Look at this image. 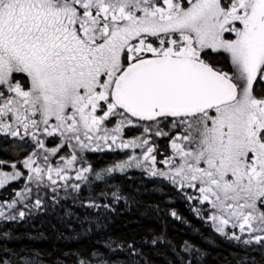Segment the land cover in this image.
<instances>
[{"label":"snow or ice","instance_id":"obj_1","mask_svg":"<svg viewBox=\"0 0 264 264\" xmlns=\"http://www.w3.org/2000/svg\"><path fill=\"white\" fill-rule=\"evenodd\" d=\"M105 152L124 158L89 155ZM0 189L14 193L0 220L59 205L69 229L59 237L78 243L149 192L160 197L145 215L186 222L174 192L244 250L235 264H264V0H0ZM20 238L0 232V264H44L35 249L7 247ZM146 245H166L169 264L206 255L150 226L63 255L120 264L110 258L120 251L139 264Z\"/></svg>","mask_w":264,"mask_h":264},{"label":"trees","instance_id":"obj_2","mask_svg":"<svg viewBox=\"0 0 264 264\" xmlns=\"http://www.w3.org/2000/svg\"><path fill=\"white\" fill-rule=\"evenodd\" d=\"M95 158V157H93ZM109 159V157H104ZM135 173L134 183L141 187L147 185L151 188L149 179H145L139 171L131 170ZM125 181V184H128ZM63 196V191L60 193ZM8 196V195H6ZM12 195L8 197L11 198ZM170 195V203L175 207L178 213L183 218L180 220L173 219L170 215L162 213L160 217L154 214L145 215V208L147 204L155 203L159 200L160 193H145L141 199L144 204L133 205L131 209L121 208L120 205L116 207L119 209L116 212L109 214V222L104 230L98 231L91 239L76 242L73 240H66L59 237L60 232H64L65 236L68 235L69 229L60 222L59 216L62 214V209L57 206L55 213L47 215H39L34 219L29 220L27 223L20 222H6L0 220V232L12 231L20 234L19 240L7 241V247L19 249L22 246L35 249L40 253L39 259L44 264H56L57 259L64 260L66 264L74 261L76 258L69 254L72 251L82 248H90L95 241L111 237L113 240L130 238L135 236L139 239L145 234L147 227H153L159 230L161 227H166L168 236L177 244H181L183 240H189L195 243L198 247L205 250L206 255L203 257L202 264H235V261L244 255V250L235 246L231 241L220 236L211 227L210 222H206L201 217H198L195 212L189 207V202L185 199L176 200ZM4 199V196H1ZM62 204H71V201L61 200ZM123 203V202H121ZM192 204L196 205L193 201ZM161 221H164L162 223ZM36 232H43L44 238L30 239V235ZM4 241L0 239V243ZM102 252H107L102 244H96ZM115 247V245H113ZM252 255L259 258L258 253ZM0 256L6 257V254L0 249ZM110 258L114 261H119L120 264H131V261L125 252L117 251L115 254H110ZM132 259L139 261V264H169V261L174 259L173 253L166 245H161L158 248L146 245L143 247L141 255H137Z\"/></svg>","mask_w":264,"mask_h":264},{"label":"rangeland","instance_id":"obj_3","mask_svg":"<svg viewBox=\"0 0 264 264\" xmlns=\"http://www.w3.org/2000/svg\"><path fill=\"white\" fill-rule=\"evenodd\" d=\"M137 150H138V149H137ZM126 151H130V150H126ZM137 152H139V150H138ZM102 156H103V157H109V159H115V158H117V157L124 158V152H105V153H103ZM133 170L141 172L140 170H137V169H133ZM145 179H147V178H145ZM149 183H151V181H150ZM168 187H169V186H166V187H165V189H166L167 191H168ZM9 196H10V195H8V196H4V199H8ZM173 196H175V195H173ZM177 197H178L179 199H181V197H179L178 195H177ZM0 199H1V195H0Z\"/></svg>","mask_w":264,"mask_h":264},{"label":"flooded vegetation","instance_id":"obj_4","mask_svg":"<svg viewBox=\"0 0 264 264\" xmlns=\"http://www.w3.org/2000/svg\"><path fill=\"white\" fill-rule=\"evenodd\" d=\"M136 151H138V150H136ZM89 155L90 156H92V157H96L97 155H100V156H102L103 155V153H89ZM158 159H159V157H158ZM13 184H15V183H17V182H12ZM170 187V186H169ZM165 191H167L166 189H165ZM175 195V196H172V198H174V199H176V200H181V199H183L182 197H181V199H179L178 197H177V194H175L174 192L173 193H170V195ZM0 195L1 196H6V195H14V193L11 191V190H5V189H0ZM193 202V201H192ZM192 202H189V203H191L192 204Z\"/></svg>","mask_w":264,"mask_h":264}]
</instances>
